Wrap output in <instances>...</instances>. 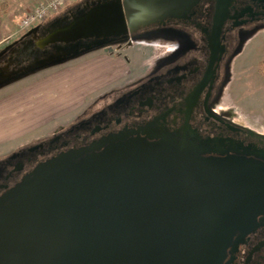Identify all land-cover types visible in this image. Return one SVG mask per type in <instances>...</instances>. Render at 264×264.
Here are the masks:
<instances>
[{"label": "water", "instance_id": "water-1", "mask_svg": "<svg viewBox=\"0 0 264 264\" xmlns=\"http://www.w3.org/2000/svg\"><path fill=\"white\" fill-rule=\"evenodd\" d=\"M200 1L85 0L37 41L55 51L0 69V87L189 17ZM231 2L217 0L218 27ZM149 136L121 130L62 151L4 192L0 264H231L264 223V149L223 147L188 125Z\"/></svg>", "mask_w": 264, "mask_h": 264}, {"label": "flooded vegetation", "instance_id": "flooded-vegetation-1", "mask_svg": "<svg viewBox=\"0 0 264 264\" xmlns=\"http://www.w3.org/2000/svg\"><path fill=\"white\" fill-rule=\"evenodd\" d=\"M216 2L201 0L189 17H168L162 23L140 28L124 43H110L100 49L115 54L133 47L134 42H143L156 53L151 61L145 57L146 64L137 71L130 67L112 81L114 86L70 125H59L51 134L0 154V196L38 163L121 130L151 138L149 135L188 125L203 139L224 141L223 147L232 142L263 150L264 132L238 119L226 100L237 59L246 45L264 32V0H232L220 27L214 18ZM49 23L38 25L36 34L4 43L0 47V69L20 67L35 55L54 52L52 46H37ZM261 62L264 64V58ZM231 264H264V223L240 244Z\"/></svg>", "mask_w": 264, "mask_h": 264}, {"label": "rangeland", "instance_id": "rangeland-1", "mask_svg": "<svg viewBox=\"0 0 264 264\" xmlns=\"http://www.w3.org/2000/svg\"><path fill=\"white\" fill-rule=\"evenodd\" d=\"M37 1L0 0V3L8 2L7 9L3 13L4 20L7 23H13L16 28L19 19L29 12ZM84 1L72 2L59 11L51 13L46 18V22H51L57 17L64 15L69 11V7H78ZM12 39L10 38L8 41ZM93 53L105 52L97 50L96 52L93 51ZM93 53L90 52L66 63L42 69L10 83L5 89L0 91V154L7 153L17 145L27 143L37 137L51 134L59 125H70L99 95L114 86L109 78L115 76V72L118 76L119 74L123 75L127 71L126 67L128 66L123 69L115 67L116 70L113 69L108 74V79L104 86L82 90L74 89V87V90L68 92L73 93V95L67 94L65 99L48 107L45 105L38 107V102L35 100L38 99V95L33 97L35 93L32 94V86L34 84L40 83L52 74H56L61 67L74 66L86 60ZM155 53L143 42H134L133 47L121 49L115 55L127 57L129 67L137 71L139 66L146 64L144 63V58L148 57L151 61ZM263 58L264 32H261L246 45L244 51L237 59L234 66V81L230 89L227 90L228 98L226 100V105L234 107L238 119L260 132H264V64L261 62ZM25 92L29 94L27 98L18 97L21 96L19 93ZM12 95L17 96L9 99ZM26 118L28 120L25 124L20 122ZM18 119L19 121H17ZM16 123L20 124V126L15 125ZM9 127L11 128L10 132L7 130Z\"/></svg>", "mask_w": 264, "mask_h": 264}, {"label": "crops", "instance_id": "crops-1", "mask_svg": "<svg viewBox=\"0 0 264 264\" xmlns=\"http://www.w3.org/2000/svg\"><path fill=\"white\" fill-rule=\"evenodd\" d=\"M14 30V24L11 22L7 23L6 20H4V16L0 15V47L11 38ZM115 67L121 69L126 67V72H128L130 69L129 63L125 60L124 56L107 53H93L86 60L74 66L61 67L56 74H52L40 83L34 84L32 86V94L35 93L33 94V97H37L38 95V99H35L37 100L36 102H38V107L41 105H45L48 107L55 102L57 103L65 99L67 97V94L73 95V93L68 92L76 88L78 90H82L94 89L104 86L108 79V74L110 73V71L115 69ZM114 75L115 76H113L112 78H109L110 82L118 79V77L121 76L120 74V76H117L116 72ZM19 95L21 96L18 97H23L25 99L29 94L25 92L19 93ZM16 96L17 95H12L9 99L15 98ZM27 120L28 119L26 118L24 121L20 122H23L25 124ZM17 121H19V119ZM15 125L20 126V124L18 123H16ZM12 126L14 127V125ZM10 127L7 129L9 132L11 131Z\"/></svg>", "mask_w": 264, "mask_h": 264}, {"label": "built area", "instance_id": "built-area-1", "mask_svg": "<svg viewBox=\"0 0 264 264\" xmlns=\"http://www.w3.org/2000/svg\"><path fill=\"white\" fill-rule=\"evenodd\" d=\"M76 1L79 0H38L34 7L19 19L16 31L12 36L19 35L27 29L44 22L51 13L59 11Z\"/></svg>", "mask_w": 264, "mask_h": 264}, {"label": "trees", "instance_id": "trees-1", "mask_svg": "<svg viewBox=\"0 0 264 264\" xmlns=\"http://www.w3.org/2000/svg\"><path fill=\"white\" fill-rule=\"evenodd\" d=\"M7 6H8V2L0 3V15H3V13H5Z\"/></svg>", "mask_w": 264, "mask_h": 264}]
</instances>
